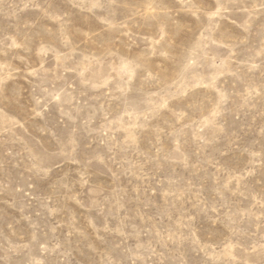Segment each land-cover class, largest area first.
<instances>
[{"label":"rangeland","instance_id":"1","mask_svg":"<svg viewBox=\"0 0 264 264\" xmlns=\"http://www.w3.org/2000/svg\"><path fill=\"white\" fill-rule=\"evenodd\" d=\"M0 264H264V0H0Z\"/></svg>","mask_w":264,"mask_h":264}]
</instances>
